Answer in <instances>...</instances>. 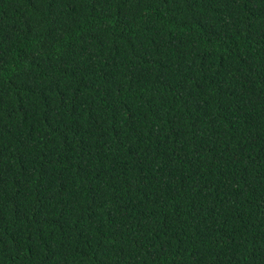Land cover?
<instances>
[{
  "label": "trees",
  "instance_id": "1",
  "mask_svg": "<svg viewBox=\"0 0 264 264\" xmlns=\"http://www.w3.org/2000/svg\"><path fill=\"white\" fill-rule=\"evenodd\" d=\"M0 264H264V0H0Z\"/></svg>",
  "mask_w": 264,
  "mask_h": 264
}]
</instances>
